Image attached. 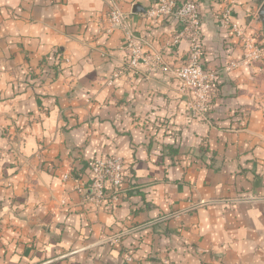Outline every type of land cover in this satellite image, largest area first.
I'll return each instance as SVG.
<instances>
[{
    "label": "crops",
    "instance_id": "1",
    "mask_svg": "<svg viewBox=\"0 0 264 264\" xmlns=\"http://www.w3.org/2000/svg\"><path fill=\"white\" fill-rule=\"evenodd\" d=\"M196 1L218 70L206 117L173 73L181 24L147 14L159 0H0V264H264V60L241 62L221 0ZM229 1L263 43L264 0ZM115 7L165 70L140 62L111 82L127 61L123 31H107ZM110 155L125 160L120 198L97 208L77 186Z\"/></svg>",
    "mask_w": 264,
    "mask_h": 264
},
{
    "label": "built area",
    "instance_id": "2",
    "mask_svg": "<svg viewBox=\"0 0 264 264\" xmlns=\"http://www.w3.org/2000/svg\"><path fill=\"white\" fill-rule=\"evenodd\" d=\"M223 9L217 14L223 21L227 30H232L236 35L245 39L246 52L241 60L250 64L254 60L264 58V45H256L252 40L245 38L243 30L232 19L231 1L221 0ZM152 21L156 22L162 17L174 16L181 24V29L176 32L167 45L177 46L182 40L189 42V49L184 61L174 70V76L179 81V91L188 99V107L194 116H204L212 108L213 92L215 90L218 70L206 67L204 33L202 29L201 5L196 0H159V3L150 7L147 12ZM108 33L119 29L123 31L126 41L127 61L113 73L114 78H119L133 69H137L143 62L148 69L154 70L167 68L161 53H147L142 45L137 42V36L129 22V14L119 7L113 8L107 16ZM238 66L230 63L227 69ZM88 168L92 179L88 187L77 186V190L85 194L87 199L97 208L113 205L120 198V190L124 180L125 161L121 156L110 155L105 158L88 160ZM131 260L130 257H128ZM166 264H172L166 262Z\"/></svg>",
    "mask_w": 264,
    "mask_h": 264
},
{
    "label": "water",
    "instance_id": "3",
    "mask_svg": "<svg viewBox=\"0 0 264 264\" xmlns=\"http://www.w3.org/2000/svg\"><path fill=\"white\" fill-rule=\"evenodd\" d=\"M133 12H136V13L146 12V9L142 7L140 3H137L133 7ZM258 16H259V20L263 23V27H264V2L258 11Z\"/></svg>",
    "mask_w": 264,
    "mask_h": 264
},
{
    "label": "rangeland",
    "instance_id": "4",
    "mask_svg": "<svg viewBox=\"0 0 264 264\" xmlns=\"http://www.w3.org/2000/svg\"><path fill=\"white\" fill-rule=\"evenodd\" d=\"M261 42H262V41H261ZM254 43H255L256 45H258V46H261V45H260V42H258V43L254 42ZM263 45H264V42H263ZM263 60H264V58H263ZM188 108H189V107H188ZM188 108H187V110H188V111H187L188 114H189L190 116H193V117H194V113H193V111L190 110V109H188ZM208 113H209V112H208ZM208 113H206L204 116L206 117ZM118 156H119V155H118ZM123 160H124V158H123ZM124 161H125V160H124Z\"/></svg>",
    "mask_w": 264,
    "mask_h": 264
},
{
    "label": "trees",
    "instance_id": "5",
    "mask_svg": "<svg viewBox=\"0 0 264 264\" xmlns=\"http://www.w3.org/2000/svg\"><path fill=\"white\" fill-rule=\"evenodd\" d=\"M263 39H264V37H263Z\"/></svg>",
    "mask_w": 264,
    "mask_h": 264
}]
</instances>
